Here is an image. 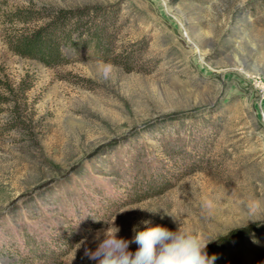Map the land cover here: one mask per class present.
I'll use <instances>...</instances> for the list:
<instances>
[{
	"label": "rangeland",
	"instance_id": "rangeland-1",
	"mask_svg": "<svg viewBox=\"0 0 264 264\" xmlns=\"http://www.w3.org/2000/svg\"><path fill=\"white\" fill-rule=\"evenodd\" d=\"M64 9L90 31L64 62L18 52ZM164 211L264 264V0H0V264H97Z\"/></svg>",
	"mask_w": 264,
	"mask_h": 264
},
{
	"label": "clouds",
	"instance_id": "clouds-1",
	"mask_svg": "<svg viewBox=\"0 0 264 264\" xmlns=\"http://www.w3.org/2000/svg\"><path fill=\"white\" fill-rule=\"evenodd\" d=\"M138 208L152 213L158 212ZM164 214L179 221L171 213L164 211ZM141 223L145 227L141 229L134 226L135 235L131 241L118 238L119 228L114 222L108 223L107 228L96 233L95 239L100 242L95 251L85 249V255L97 261V264H214L216 257L214 255L209 257L206 251L209 243L215 240L211 236L198 232L180 221L175 231L161 224H153L150 219L142 220ZM133 242L138 245L135 253L129 251V244Z\"/></svg>",
	"mask_w": 264,
	"mask_h": 264
},
{
	"label": "trees",
	"instance_id": "trees-1",
	"mask_svg": "<svg viewBox=\"0 0 264 264\" xmlns=\"http://www.w3.org/2000/svg\"><path fill=\"white\" fill-rule=\"evenodd\" d=\"M89 10V9H88ZM93 13L103 12L102 7H95L92 9ZM87 15V11L84 10H59L52 14L49 20L42 26L32 30L31 33L21 36L18 39L16 48L22 55L38 58L46 64L52 63L51 61L64 62L65 56L61 52V43L69 41L72 44H76V41L81 39L85 34V26L83 17ZM101 30V29H100ZM99 29L91 34L96 43L98 50L105 48V42L102 38V34ZM78 36L75 39L74 34ZM90 34V31H89ZM103 40V41H102ZM65 41V42H63ZM47 58V59H46ZM51 58V61L48 59ZM249 229H237L230 235L223 238V242H231L241 239ZM209 255H214L217 251L216 247L206 250Z\"/></svg>",
	"mask_w": 264,
	"mask_h": 264
}]
</instances>
